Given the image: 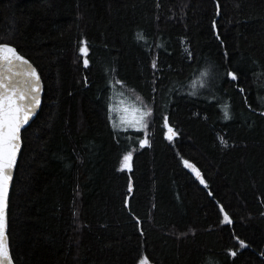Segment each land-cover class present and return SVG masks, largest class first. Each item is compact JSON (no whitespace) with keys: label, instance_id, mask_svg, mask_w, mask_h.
<instances>
[{"label":"trees","instance_id":"16d2710c","mask_svg":"<svg viewBox=\"0 0 264 264\" xmlns=\"http://www.w3.org/2000/svg\"><path fill=\"white\" fill-rule=\"evenodd\" d=\"M0 12V42L45 87L10 194L16 264H264V0H0ZM122 96L152 109L146 130L120 118Z\"/></svg>","mask_w":264,"mask_h":264},{"label":"snow or ice","instance_id":"6c2138e0","mask_svg":"<svg viewBox=\"0 0 264 264\" xmlns=\"http://www.w3.org/2000/svg\"><path fill=\"white\" fill-rule=\"evenodd\" d=\"M80 51L86 55L87 47H81ZM84 64L87 66V59L84 60ZM153 67H156L155 63H153ZM229 75L236 79L235 73H229ZM40 92V76L36 69L24 56L19 54L14 46L0 42V264H13L6 235L8 190L21 147V129L35 114V110L40 104ZM151 114L150 107L145 106L143 111L136 109L135 115L128 121V124L131 127L140 125L146 130L148 124L145 117L151 116ZM225 117L230 118L227 109ZM163 119L165 125L168 126V131L174 134V129L168 125L167 116H164ZM168 139L172 140L173 135H168ZM148 143L147 136L140 141L142 146ZM131 157V152L124 156L125 167H131L128 163ZM184 163L193 167L196 174L200 175L194 165H190L188 161H184ZM203 182L201 178V183ZM224 220L231 223L226 212ZM239 244L245 246V241L240 240ZM232 255L235 256L236 253L233 251ZM141 264H146V262L141 261Z\"/></svg>","mask_w":264,"mask_h":264},{"label":"water","instance_id":"95a60500","mask_svg":"<svg viewBox=\"0 0 264 264\" xmlns=\"http://www.w3.org/2000/svg\"><path fill=\"white\" fill-rule=\"evenodd\" d=\"M0 16H1V12H0ZM10 44V43H8ZM12 46H14L13 44H10ZM16 49L17 47L14 46ZM17 51L19 52L20 55L24 56L30 63L31 65L36 69V71L38 72L39 76H40V82H41V92H40V104L39 106L36 108L35 110V114L31 117V119L29 120L28 124L24 125V127L21 129V147L19 149V152H18V155H17V160H16V164H15V167L13 169V172H12V179L10 181V185H9V190H8V197H7V208H6V235H7V244L10 248V242H9V235H8V228H9V204H10V194H11V190H12V185H13V182H14V178H15V174H16V169H17V165H18V161L20 159V155H21V151H22V148H23V139H22V131L28 127V125L31 124V122L37 117V115L39 114V111L41 109V106H42V103H43V95H44V81H43V78H42V75L38 69V67L33 63V61L28 58L27 56L23 55L18 49ZM84 54V53H83ZM87 54V53H86ZM169 125V124H168ZM200 173V172H199ZM197 177H199L197 174H196ZM132 188V186H131ZM238 241H240L239 239H237ZM245 246H246V243H245ZM10 256H11V260L13 262V264H16L14 258H13V255H12V252H11V248H10Z\"/></svg>","mask_w":264,"mask_h":264},{"label":"rangeland","instance_id":"374dc122","mask_svg":"<svg viewBox=\"0 0 264 264\" xmlns=\"http://www.w3.org/2000/svg\"><path fill=\"white\" fill-rule=\"evenodd\" d=\"M116 108L120 110V118L125 121V124L129 127L128 121L132 119L135 115V110L138 109L135 105H133L132 101L129 100L128 97L122 96L119 97L118 103H116ZM135 128H141L140 125H137ZM131 165V160L128 162ZM125 161L123 160V167H125Z\"/></svg>","mask_w":264,"mask_h":264},{"label":"bare ground","instance_id":"6f19581e","mask_svg":"<svg viewBox=\"0 0 264 264\" xmlns=\"http://www.w3.org/2000/svg\"><path fill=\"white\" fill-rule=\"evenodd\" d=\"M33 121H34V120H33ZM33 121H32V122H33ZM32 122H31V123H32ZM28 126H29V125H28Z\"/></svg>","mask_w":264,"mask_h":264}]
</instances>
